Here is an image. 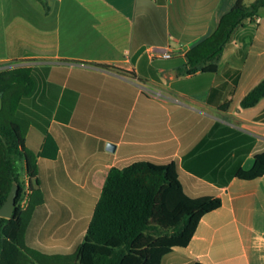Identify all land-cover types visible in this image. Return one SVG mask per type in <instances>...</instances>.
<instances>
[{
	"label": "crops",
	"instance_id": "1",
	"mask_svg": "<svg viewBox=\"0 0 264 264\" xmlns=\"http://www.w3.org/2000/svg\"><path fill=\"white\" fill-rule=\"evenodd\" d=\"M223 3L47 1L26 16L23 36L24 22L13 18L15 53L0 51V121L20 125L36 167L32 180L23 176L31 185L22 207L30 214L23 238L29 248L68 250V240L49 235L41 219L87 216L88 227L110 169L174 161L187 194L218 196L222 206L161 264H264V176H234L264 151V99L240 106L264 79V8L258 23L235 32L216 73L181 70L235 4L222 10ZM8 23L0 18L1 48ZM21 39L27 52L16 54ZM12 71L5 91L4 73Z\"/></svg>",
	"mask_w": 264,
	"mask_h": 264
},
{
	"label": "trees",
	"instance_id": "2",
	"mask_svg": "<svg viewBox=\"0 0 264 264\" xmlns=\"http://www.w3.org/2000/svg\"><path fill=\"white\" fill-rule=\"evenodd\" d=\"M46 6V0H38ZM236 0L214 32L187 53L182 72L216 73L219 60L235 32L252 22L264 0L246 5ZM3 90L12 87L4 73ZM264 99V79L241 101L252 108ZM1 115V113H0ZM27 161V166L23 165ZM35 165L24 145L20 125L0 121V207L13 184L18 185L17 205L10 218L0 217V264H161L174 248L187 247L202 217L222 206L218 196L186 193L174 162L138 160L123 168L110 169L95 205L85 239L71 254H47L29 248L23 241L30 214L20 203L26 187L25 173L32 180ZM235 177L253 180L264 176V151L255 156L251 169H237ZM31 186V185H30ZM29 211V210H28ZM23 236V238H22ZM70 263V262H69ZM194 264H202L196 262Z\"/></svg>",
	"mask_w": 264,
	"mask_h": 264
},
{
	"label": "rangeland",
	"instance_id": "3",
	"mask_svg": "<svg viewBox=\"0 0 264 264\" xmlns=\"http://www.w3.org/2000/svg\"><path fill=\"white\" fill-rule=\"evenodd\" d=\"M49 2L51 5H57L58 0H46V2ZM224 3L222 5V10H225V8H228L230 4L235 3V0H223ZM255 0H245L244 3L246 5H251ZM0 18L4 16V18L7 19L9 22L8 24H5L6 27L5 30V42L3 45V48L0 47V51L3 50L4 53L7 54V56H11V54L15 53V49L13 46V30L14 24L12 23L13 18H15V21L21 20L24 23L21 24V34L26 35L27 34V28L29 29L28 25V14L31 12V10H37V11H43L44 6L38 1V0H0ZM221 6V5H220ZM36 16V14H34ZM260 17H264V11L262 10L259 14ZM17 19V20H16ZM257 24V23H256ZM18 27V26H16ZM22 40V39H21ZM26 40H22V44L24 45L21 47L20 50L17 51L16 54L27 52V43ZM15 54V55H16ZM19 58V57H18ZM50 217H48L47 221L44 222V219H41L40 225L44 228H47L48 234L53 237H64L70 245L68 246V250H65V248H61L60 250L56 251L59 254H73L76 252L79 245L84 241L85 239V229L87 227L89 217L84 216L78 219H75L72 217H53L55 218V221L49 220ZM24 236V234H23ZM22 236V238H23ZM70 262V263H69ZM68 264H73L74 259L72 258L69 260Z\"/></svg>",
	"mask_w": 264,
	"mask_h": 264
},
{
	"label": "water",
	"instance_id": "4",
	"mask_svg": "<svg viewBox=\"0 0 264 264\" xmlns=\"http://www.w3.org/2000/svg\"><path fill=\"white\" fill-rule=\"evenodd\" d=\"M107 148L113 151L115 149V145L108 143ZM17 194L18 185L15 183L12 185L11 190L8 193L6 201L0 207V217L10 218L13 215L14 209L17 205Z\"/></svg>",
	"mask_w": 264,
	"mask_h": 264
},
{
	"label": "built area",
	"instance_id": "5",
	"mask_svg": "<svg viewBox=\"0 0 264 264\" xmlns=\"http://www.w3.org/2000/svg\"><path fill=\"white\" fill-rule=\"evenodd\" d=\"M254 19H255V21L258 23L259 21H260V18L258 17V16H255L254 17ZM164 58H170L171 57V55H170V53L169 52H167V51H164V53H163V55H162ZM31 194V186H30V184L28 183H26V187H25V191H24V196H23V199H22V201H21V203H20V207L22 208L23 206H25L26 205V203H27V201H28V199H29V195Z\"/></svg>",
	"mask_w": 264,
	"mask_h": 264
}]
</instances>
